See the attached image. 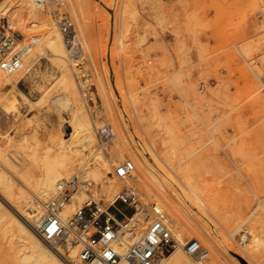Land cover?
I'll list each match as a JSON object with an SVG mask.
<instances>
[{"label":"rangeland","instance_id":"374dc122","mask_svg":"<svg viewBox=\"0 0 264 264\" xmlns=\"http://www.w3.org/2000/svg\"><path fill=\"white\" fill-rule=\"evenodd\" d=\"M56 3L55 13L44 15L59 25L57 18L66 21L72 10ZM72 5L85 50L82 60L80 50L73 54L79 61L72 73L79 90L68 92V81L48 51L18 83L34 106H27L16 90L4 89L0 149L7 153L3 166L15 181L30 188L41 182L46 189L54 186L61 177L59 165L70 160L56 155L57 135L71 133L65 124L70 114L86 102V113L96 121L109 104L119 122L115 109L133 94V105L123 107L130 144L142 145L158 159L172 160L170 177L178 188L177 219L183 226L190 227L201 216L212 220L198 197L182 186L185 174L192 177L201 198L215 200L227 213L245 217L259 213L264 201V0H72ZM28 30L33 32L24 36L25 41L46 34L34 23ZM101 126L94 129L95 145L87 148L103 147L111 173L125 161L133 163L131 157L116 158L113 135L97 129ZM181 162L183 167L178 166ZM93 180L81 174L67 181L77 185L70 202L86 185L88 196L75 212L89 199L110 208L123 187L133 188L138 201L133 207L116 204L117 208L128 216L149 210V204L142 206L144 193L134 172L128 186L115 178L108 188L105 175ZM53 191L50 196L57 189ZM2 229L1 225L0 237ZM189 234L186 244L197 240L211 252L212 241L205 232L193 229ZM240 234L244 229L237 241ZM60 246L67 251L66 244Z\"/></svg>","mask_w":264,"mask_h":264},{"label":"bare ground","instance_id":"6f19581e","mask_svg":"<svg viewBox=\"0 0 264 264\" xmlns=\"http://www.w3.org/2000/svg\"><path fill=\"white\" fill-rule=\"evenodd\" d=\"M1 1L0 22L6 20L9 31L18 37L15 51L23 52L20 56L21 66L17 71L9 73L0 70V105L4 100V89L7 87L16 90L18 98H21L27 106L36 104L25 98L18 89V83L24 75L31 72L41 56H48L47 51L51 53L52 63L61 70L64 74L62 76L66 77L69 86L68 92L78 91V86L72 75L75 73L73 72L74 63L78 60L74 59L73 54L76 50H80L82 55L79 56V60H82L85 50L79 37L80 23L78 24V16L75 13L72 0H4L2 3ZM56 2L71 7V15L74 20L68 14L67 17L65 16L66 21L64 22H60L61 20L57 18L59 23L57 25V23L55 24L46 18L44 14L49 15L54 12ZM53 19L56 21L55 18ZM33 23L44 28L46 34L42 39H38L36 36L32 40L25 41L26 37L24 38V36L33 32L28 30L29 25ZM247 50L249 49L244 50L246 54L248 53ZM77 54L75 55L77 56ZM258 69L261 70V67H257L255 70L259 71ZM86 83L87 81L83 80L81 85ZM127 94L129 95V93ZM132 95L127 97L128 100L126 98L124 106L129 103L131 106L133 105L134 95L133 97ZM86 98H89V95H86ZM123 98L125 99L124 96L121 99ZM86 105L85 102L83 107L80 106L78 110L72 112L68 117V122H65L71 128V133L57 135L58 151L56 155L59 153V155L69 157L70 160H64L59 165V173L61 174L59 182L49 189L43 187L42 182L33 188L24 183L18 184L17 180L14 179L15 176L3 166V159L7 153L0 149V226H3L0 237V264H84L79 260L78 248L71 243L70 238L67 243L52 246L36 234L35 227L43 219L44 202L54 198L57 193L54 192L55 189H58L59 185L66 184L68 180L85 174L88 179L93 178L97 181L105 175L107 177L106 185L108 184V188L112 187L110 183L115 178L109 170L110 163L106 160L103 147L93 150L86 146L88 144L93 146L96 142L97 137L94 129L99 124L103 126L97 129H104L107 135H113L116 143L114 147L116 158L123 160L131 157L136 166L134 175L144 193L141 203L144 208H146V203L149 204L150 208L149 210L145 209L146 211L143 210L144 214L141 213L140 215L138 210L133 218L144 217L141 224L148 225L156 213H159L164 216L171 233L174 235L176 247L161 258L162 264H264L263 200L261 207L258 206V208H262L259 213L252 212L248 217L239 212L229 214L227 213L228 209L225 211L222 209L223 207L219 208L215 200L201 198L198 186L189 174H185L181 178L182 186L195 198L198 197L212 220L201 216L190 227L183 226L177 219L180 210L175 201L179 198V192L170 177V172L174 171L172 160L158 159L150 150L146 151L142 145L130 144L129 120L126 118L124 106L115 107L117 117H119L118 122L109 104L108 107H103L104 114L98 120L95 118L96 121L92 120L90 115L86 113ZM110 112L112 113L110 114ZM30 124L29 122V128H32ZM62 126L63 124L60 123V127ZM104 134L106 133L104 132ZM116 163L119 162L116 161ZM178 166L183 167L182 162ZM128 179L124 181L127 186L129 184L127 183ZM85 188L86 185L81 188L78 194H74L73 201H69L61 211L60 217L64 222H69L72 219L73 214L76 213V207L80 206L79 203H82L84 198L88 196ZM50 189L54 190V194L51 196ZM151 201L153 202L151 203ZM87 202H93V200L89 199ZM234 203L236 205V201ZM188 204L191 205L192 211H195L194 202L190 201ZM238 208H241L240 205ZM29 209L32 210L30 213L27 212ZM224 209L226 208L224 207ZM163 211H166L172 220ZM193 229H200V231L205 232V235L212 241L211 252L209 253L207 250L208 255L205 260L192 259L185 253V237H188ZM242 229H244L245 234H240L241 241H237V235ZM3 240L5 243L2 244L1 241ZM64 244H66L67 251H64L60 246H64Z\"/></svg>","mask_w":264,"mask_h":264},{"label":"built area","instance_id":"2783aa9c","mask_svg":"<svg viewBox=\"0 0 264 264\" xmlns=\"http://www.w3.org/2000/svg\"><path fill=\"white\" fill-rule=\"evenodd\" d=\"M7 25L6 20L0 22V70L12 73L20 68L23 51H15L18 37ZM261 84L264 88V76ZM134 171V164L125 161L114 168L112 175L121 183ZM76 189L73 181L59 185L56 196L45 204L43 219L35 232L47 244L67 243L70 238L84 264H162L161 258L175 249V240L163 215L156 213L144 228L133 218L134 213L128 216L116 207V204L133 207L138 201L137 192L131 187H123L110 208L87 202L69 222H64L61 211ZM111 208L113 212L109 211ZM185 253L198 261L208 255L197 240L187 242Z\"/></svg>","mask_w":264,"mask_h":264}]
</instances>
